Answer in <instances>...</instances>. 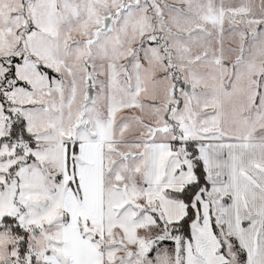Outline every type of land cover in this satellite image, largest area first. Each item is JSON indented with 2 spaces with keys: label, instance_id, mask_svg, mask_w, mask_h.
Listing matches in <instances>:
<instances>
[{
  "label": "snow or ice",
  "instance_id": "snow-or-ice-1",
  "mask_svg": "<svg viewBox=\"0 0 264 264\" xmlns=\"http://www.w3.org/2000/svg\"><path fill=\"white\" fill-rule=\"evenodd\" d=\"M0 264H264V0H0Z\"/></svg>",
  "mask_w": 264,
  "mask_h": 264
}]
</instances>
